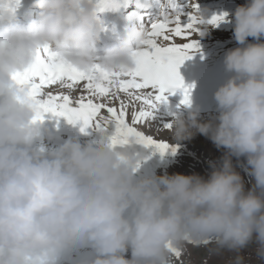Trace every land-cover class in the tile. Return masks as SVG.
<instances>
[{"label": "clouds", "instance_id": "obj_1", "mask_svg": "<svg viewBox=\"0 0 264 264\" xmlns=\"http://www.w3.org/2000/svg\"><path fill=\"white\" fill-rule=\"evenodd\" d=\"M32 2L37 16L20 23L14 0H0V264H172L173 249L187 239L231 250L255 240L264 256V0L232 13L239 46L223 56L229 75L213 93L217 115L201 123L190 102L172 121L176 140L195 129L224 150L207 179L138 174L141 153L131 141L43 144L42 119L13 74L44 46L81 71L97 64L129 71L146 32L128 29L98 57L103 25L95 0ZM199 25L203 36L208 23ZM232 157L244 158L251 189Z\"/></svg>", "mask_w": 264, "mask_h": 264}, {"label": "snow or ice", "instance_id": "obj_2", "mask_svg": "<svg viewBox=\"0 0 264 264\" xmlns=\"http://www.w3.org/2000/svg\"><path fill=\"white\" fill-rule=\"evenodd\" d=\"M129 2L131 0H96L97 11L123 7ZM168 3L172 6V0ZM174 13L176 15L172 20L164 15L163 19L151 23L143 48L132 53L133 67L129 71L107 72L97 64L85 72L48 46L38 50L33 62L23 72L13 74V79L28 89L35 118L43 119L45 114L50 113L63 117L68 123H79L82 132L93 127L102 130L111 124L114 126L109 138L112 144L131 141L164 152L167 144L154 141L138 131L135 125L144 124L159 104L167 102L168 94L177 89L183 93L180 103H190V88L184 84L178 68L199 48L196 41L183 45L157 41L162 38L164 42H169L176 37L189 36L201 22L215 25L226 15L213 16L204 21L192 14L187 20H182L180 12ZM81 84L87 94L73 101L70 93ZM56 88L67 89L69 94H53L51 90ZM102 110L107 115H101ZM129 112L131 123L126 119Z\"/></svg>", "mask_w": 264, "mask_h": 264}, {"label": "rangeland", "instance_id": "obj_3", "mask_svg": "<svg viewBox=\"0 0 264 264\" xmlns=\"http://www.w3.org/2000/svg\"><path fill=\"white\" fill-rule=\"evenodd\" d=\"M246 2L247 0H183L179 5L182 20H187L189 14L197 15L204 21L213 16L226 14L224 20L215 25L208 24L207 31L203 36H198L193 31L189 36L176 37L174 41L164 42L162 38L157 41L158 43H175L176 45H183L192 41L197 42L199 50L190 54V58L183 61L178 71L184 84L189 86L191 90L197 89V85H199L200 91L196 94V97L201 100L213 98V93L217 88L215 84L223 83L228 76L224 71L223 59L218 60V56L223 51L239 46L233 37L232 13L237 6ZM175 15L172 14V17L175 18ZM197 27H200V25L198 24ZM248 41L252 42V38L249 37ZM57 89L51 91L54 92ZM70 94L74 97L73 101H75L77 97L87 93L83 90L81 84L79 88L72 90ZM121 97L123 98V93H121ZM177 112H185L186 114L185 107L179 108L176 105L172 107L169 100H167L166 103L159 104L153 110V115L144 124L135 125L138 131L151 137L154 141L168 145L164 152H160L152 146L146 147L142 144L133 143L130 147L141 153L138 174L154 173L157 176L165 173L168 175H198L207 179L212 170L211 165L219 163L224 155V150L218 149L208 137L195 132V129L192 130L193 135L191 138L176 140L172 132V121ZM101 115H107V113L101 112ZM215 115H217L216 106H211L208 112L200 114L199 121L201 123L209 122ZM126 119L131 123L130 112ZM88 129L92 132L91 128ZM97 130L105 132L99 138L102 142L105 139L107 143L114 131V126L109 124L106 128ZM94 137H96V134H94ZM123 147L129 146H113L114 150ZM154 154H157L159 159L167 156V159H170V164L166 165L165 169L161 167L163 164L159 167ZM232 163L241 176L245 191L251 189L253 180L245 167L244 158L241 157L237 160L236 157H232ZM125 258H131L130 250L125 253ZM170 258L172 264H264V256L260 255L255 240L238 250H231L219 246L214 240L193 241L187 239L173 249Z\"/></svg>", "mask_w": 264, "mask_h": 264}, {"label": "bare ground", "instance_id": "obj_4", "mask_svg": "<svg viewBox=\"0 0 264 264\" xmlns=\"http://www.w3.org/2000/svg\"><path fill=\"white\" fill-rule=\"evenodd\" d=\"M174 1H176V0H174ZM142 3H143V0H140L139 2H137L136 4V9H139V8H141V6H142ZM138 4L140 5L139 7H138ZM175 4H177V2L175 3ZM175 6V5H174ZM176 7V6H175ZM137 11L136 10H132L131 11V13H136ZM103 25V28L105 27L104 26V24H102ZM98 57H100L99 55H98ZM68 92V91H67ZM173 102H176V99H173L172 100ZM171 105H172V107H174V105L175 104H172V103H170ZM102 112H105V111H103L102 110ZM64 122H65V128H66V130H67V133L66 134H69V133H74L75 132V130L78 128V127H80L81 128V125L79 124V123H76V124H71V123H68L66 120H64ZM92 129V132H93V135L91 136V137H89V139L90 140H93V141H96V142H102L101 141V139L99 138V137H102L103 135H104V133L105 132H103V131H99V130H97L96 128H91ZM94 134H96V137H94ZM76 135V134H75ZM74 135V136H75ZM89 139H87V140H89ZM86 140V139H85ZM81 141H84V139H82ZM103 142L104 143H106V140L104 139L103 140Z\"/></svg>", "mask_w": 264, "mask_h": 264}, {"label": "trees", "instance_id": "obj_5", "mask_svg": "<svg viewBox=\"0 0 264 264\" xmlns=\"http://www.w3.org/2000/svg\"><path fill=\"white\" fill-rule=\"evenodd\" d=\"M177 166V165H176Z\"/></svg>", "mask_w": 264, "mask_h": 264}]
</instances>
